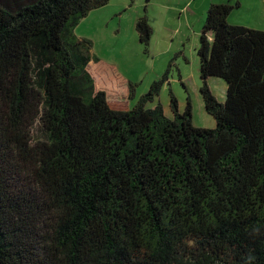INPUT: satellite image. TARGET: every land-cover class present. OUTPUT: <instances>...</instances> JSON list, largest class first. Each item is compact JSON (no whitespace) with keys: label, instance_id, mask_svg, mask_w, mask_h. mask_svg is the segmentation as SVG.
<instances>
[{"label":"trees","instance_id":"16d2710c","mask_svg":"<svg viewBox=\"0 0 264 264\" xmlns=\"http://www.w3.org/2000/svg\"><path fill=\"white\" fill-rule=\"evenodd\" d=\"M108 1L0 0V264H264V31L207 7L201 128L188 97L160 101L177 56L131 108L96 89L74 29Z\"/></svg>","mask_w":264,"mask_h":264},{"label":"rangeland","instance_id":"374dc122","mask_svg":"<svg viewBox=\"0 0 264 264\" xmlns=\"http://www.w3.org/2000/svg\"><path fill=\"white\" fill-rule=\"evenodd\" d=\"M186 2L188 0H150L149 2L109 0L106 5L89 11L84 18L80 19L74 32L78 37L92 41V53L98 61L112 65L121 77L127 80L126 82L132 81L139 84L133 100L128 98L127 85L121 87L118 84V90H111L108 102L112 108H131L147 92L150 84L164 73L171 59L177 56L168 82L160 91V101L164 107H169V91H171L179 106L183 107L188 97L192 105L193 125L201 128L215 127L216 122L205 112L199 92L201 80L197 48L206 15L201 10L205 1L190 0L191 6L188 10L182 11V4ZM123 3L127 5L125 12L117 13L109 18L104 15L105 12H113L109 8L122 9ZM193 12L197 15L203 14L202 20L197 16H191ZM234 12L232 15L239 13L244 21L247 19L245 11ZM138 15H146L153 30L148 45L139 42L135 31ZM119 21H121L120 24ZM119 27L121 31L114 34L112 31ZM147 46L148 50L145 52ZM177 52L182 54L178 55ZM100 70L98 69V72ZM179 75H182L181 82ZM208 84L214 95L222 101L226 89L225 81L213 77L208 80ZM95 87L107 92L100 81L96 84L95 80ZM35 129L34 127V135L37 131Z\"/></svg>","mask_w":264,"mask_h":264},{"label":"crops","instance_id":"0c3cea01","mask_svg":"<svg viewBox=\"0 0 264 264\" xmlns=\"http://www.w3.org/2000/svg\"><path fill=\"white\" fill-rule=\"evenodd\" d=\"M204 1H205L204 7H202L201 10L205 14H206L205 11L207 10V7L210 5V3H221L225 1H230L231 3L238 2L239 7L238 9L233 10V12L235 11L234 13H236L240 10L245 11V13L247 14V19H245L244 21V19L241 17V14L237 13L236 15H232L233 12H231L229 16L230 22L235 23V24H247L249 26H252V27H255L257 29L264 31V0H203V2ZM191 4L192 3L190 2V0H188V2L182 4L181 10L182 11L188 10ZM109 9L112 10L113 12L111 13L105 12L104 14L108 18L115 16L117 13L125 12V9H127V5L123 3L122 9H119V10H115L114 8H109ZM187 15H188V12H187ZM191 16H197L200 20H202L203 18V14L197 15L195 12L191 13ZM138 17L140 16L138 15L137 18ZM120 23L121 21H119V24ZM120 31L121 29L119 27V28H115L112 32L115 34ZM135 31H136V28H135ZM137 36H138V32H137ZM88 69L93 75L94 79L96 80V84H99V81H100L104 85L105 87L104 89H106V91L109 90L108 94L112 92L111 90L113 91L118 90L117 88L118 84H120L121 87H124L125 85L128 84V82H126L127 80L121 77V75L117 72V70L109 63L101 62V61H98V62L91 61L88 66ZM98 69H101V70L98 72ZM180 77H182V75ZM127 95H128V89H127ZM108 97H110V95H108ZM166 110L169 112V107H167Z\"/></svg>","mask_w":264,"mask_h":264},{"label":"clouds","instance_id":"9594fccd","mask_svg":"<svg viewBox=\"0 0 264 264\" xmlns=\"http://www.w3.org/2000/svg\"><path fill=\"white\" fill-rule=\"evenodd\" d=\"M260 233H261L260 226H252L248 234L250 236L255 237V236L260 235ZM254 259H255L254 256L249 255L248 257L245 258L246 264H249V262L254 261Z\"/></svg>","mask_w":264,"mask_h":264}]
</instances>
